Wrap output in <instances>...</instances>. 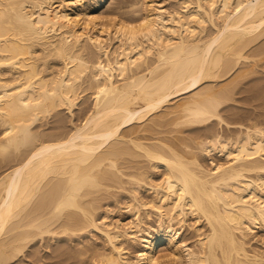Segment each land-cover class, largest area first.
Returning a JSON list of instances; mask_svg holds the SVG:
<instances>
[{"label":"bare ground","instance_id":"obj_1","mask_svg":"<svg viewBox=\"0 0 264 264\" xmlns=\"http://www.w3.org/2000/svg\"><path fill=\"white\" fill-rule=\"evenodd\" d=\"M259 74L264 0H0V264H264Z\"/></svg>","mask_w":264,"mask_h":264},{"label":"rangeland","instance_id":"obj_2","mask_svg":"<svg viewBox=\"0 0 264 264\" xmlns=\"http://www.w3.org/2000/svg\"><path fill=\"white\" fill-rule=\"evenodd\" d=\"M259 77H260L261 79H260ZM258 78H259V79H257V81L254 82V85H253V82H252V81H251L252 83L250 82V84L253 85L252 87L257 88V87H259V85H260V88H261L262 86H264V85H262V84L264 83V80H263L264 77H263V75L261 76V75L259 74ZM259 80H260V81H259ZM261 81H262V82H261ZM256 82H257V83H256ZM260 82H261V83H260ZM255 83H256V84H255ZM250 84H247L248 87L245 85V87H246L247 89H249V88L251 87ZM256 85H257V87H255ZM263 88H264V87H262V90H263ZM250 89H251V88H250ZM262 90L260 89V91H262ZM263 93H264V92H263ZM263 93H261V95H260V93L257 95L258 98H257V97L255 98V99L257 100L256 103H255L256 100H254V97H253L252 95H251L252 97L250 96V93H247V94L244 93V95L246 94V95H245V96H246V99H247L246 101H245V99L242 98V97H243V94H242V93H239V94H242V95L236 94V95H235V96H236V97H235V100H236V98H237V100L235 101L234 104H236V106L239 104V106H242V107H240V108L243 109V110L246 109V107H247L246 110H248V109H250V108L253 107V109H251V110H254V111L258 112V113L261 112V114H263V113H264V107H262L263 102H264V101H262V99H264V98H263V96H264ZM241 96H242V97H241ZM249 96H250L251 98H249ZM238 97H240V98H238ZM244 98H245V97H244ZM248 98L250 99V101H248V100H249ZM252 98H253V99H252ZM259 98H260L261 100H259ZM241 99H243L244 101H242ZM240 100H241V101H240ZM253 100H254V102H253ZM236 102H237V103H236ZM238 102H239V103H238ZM244 102H245V103H246V102H250V103H252V104H250V103L244 104ZM260 102H262V103H260ZM241 103L244 104V105H242ZM253 103H254V104H253ZM255 104H258V106H259V104H262V105L259 106V107H256V106H257V105H256V106L254 107L253 105H255ZM263 106H264V105H263ZM243 107H245V108H243ZM260 107H261V108H260ZM254 108H257V109L255 110ZM258 108H259V109H258ZM257 110H258V111H257ZM62 113L64 114L65 111H63ZM63 114H62V115H63ZM64 116H66V115L64 114ZM263 118H264V117H263ZM49 125H50V124H49ZM47 126H48V125H47ZM259 236H261V237L264 236V235H262V232H261V231H257V236H256L257 239L259 238ZM254 239H255V238H254ZM254 239L251 241V245H253V247H256V248H259V249H261V250H264V245H263L262 242H261V241L263 240V238H262V240H256V239L254 240ZM42 253H43V251H42ZM46 259H47V258H46ZM47 260H49V259H47ZM45 261H46V260H45Z\"/></svg>","mask_w":264,"mask_h":264}]
</instances>
